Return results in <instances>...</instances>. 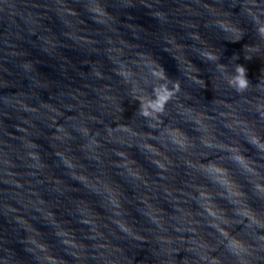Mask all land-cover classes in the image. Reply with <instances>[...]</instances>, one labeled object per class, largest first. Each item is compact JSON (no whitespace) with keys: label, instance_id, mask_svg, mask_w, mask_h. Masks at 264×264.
I'll use <instances>...</instances> for the list:
<instances>
[{"label":"water","instance_id":"1","mask_svg":"<svg viewBox=\"0 0 264 264\" xmlns=\"http://www.w3.org/2000/svg\"><path fill=\"white\" fill-rule=\"evenodd\" d=\"M260 24L264 0H0V264H264Z\"/></svg>","mask_w":264,"mask_h":264},{"label":"clouds","instance_id":"2","mask_svg":"<svg viewBox=\"0 0 264 264\" xmlns=\"http://www.w3.org/2000/svg\"><path fill=\"white\" fill-rule=\"evenodd\" d=\"M256 22L258 24L260 23L259 20ZM257 32L261 38H264V24H260V26L257 28ZM204 55H206L209 59H216V57L211 53H205ZM236 73L237 75L229 80V84L233 86L237 92L242 93L249 88L250 83L246 77V70L243 68V66H237ZM153 75L157 76L161 80L166 79L162 68L158 71H154ZM178 91L179 82H175L173 84V88L171 90L165 88L163 94H161L159 90L153 89L154 98L142 99L138 96L137 98L140 99V115L144 117L151 116L153 118L159 119V115L164 112L168 101L171 100ZM31 155L34 156L35 154L32 153Z\"/></svg>","mask_w":264,"mask_h":264}]
</instances>
